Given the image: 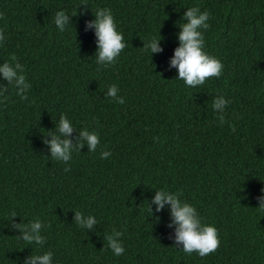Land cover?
<instances>
[{"label":"trees","instance_id":"obj_1","mask_svg":"<svg viewBox=\"0 0 264 264\" xmlns=\"http://www.w3.org/2000/svg\"><path fill=\"white\" fill-rule=\"evenodd\" d=\"M191 7L210 13L204 50L224 65L195 88L170 64ZM101 8L127 45L108 67L96 63L86 27ZM58 11L71 17L63 32ZM0 14V65L14 54L31 84L22 100L0 74V264L48 251L52 264H264V0H0ZM153 38L163 52L144 50ZM111 85L124 104L106 96ZM217 96L230 101L223 126ZM61 116L74 144L84 129L98 133L97 150L76 149L67 164L52 158L44 141ZM160 190L182 193L218 229L216 252L201 258L176 244L170 205L149 211ZM75 211L95 216L94 229L76 225ZM37 219L43 246L13 225ZM114 231L120 256L107 246Z\"/></svg>","mask_w":264,"mask_h":264},{"label":"clouds","instance_id":"obj_2","mask_svg":"<svg viewBox=\"0 0 264 264\" xmlns=\"http://www.w3.org/2000/svg\"><path fill=\"white\" fill-rule=\"evenodd\" d=\"M88 6L87 4H82ZM95 20L87 23V28H95V36L97 38L98 51L96 52V63L102 67L114 65L127 47L124 36L117 30L115 18L110 9L101 8L95 13ZM0 19L3 15L0 14ZM187 23H183L179 27L182 29L178 33L179 47L174 51V56L171 59V67L178 70V78L184 81L187 87L195 88L202 86L210 78H220L223 75L224 65L221 60L209 55L205 52V39L201 29L207 30L210 28L208 23L210 13L207 11L201 12L199 7L188 8L183 17ZM55 24L58 29L63 32L66 26L71 23L65 11H58L55 13ZM163 39V38H162ZM153 38L148 43L144 44L145 51H150L153 55L155 53L163 52L161 47V40ZM5 41L3 30H0V44ZM11 60L15 63H3L0 65V74L8 84L14 85L17 89V94L22 100H27L25 94L31 88V84L27 82L24 73V66L19 63L17 57L13 54ZM7 87H0V96H4L7 92ZM118 87L111 85L106 93L114 102L124 104L125 99L118 95ZM230 101L224 96H217L212 103V108L219 113L217 119L219 124L223 126L226 123L224 110ZM76 129L73 127L71 121L66 116H61L59 123L56 126L55 132H50L51 140H45L44 143L49 145L51 157L57 161H63L67 164L72 159L74 150L80 151L88 146L89 151L95 152L100 145V138L98 133L90 132L84 129L79 132V138L74 144L70 137ZM233 131L235 129L233 128ZM159 142V137L154 138ZM111 156V152L102 151L101 158L107 159ZM70 168H65V171H70ZM182 193L175 194L160 190L156 191L154 198L150 203L149 211L152 212V204L156 205V212H160L165 208V205H170L172 222L169 227L175 226V242L177 245H182V250L188 254L198 253L203 258L214 252L220 247V239L218 229L214 226L202 223V220L197 212V209L180 199ZM260 209L264 210V197H260ZM16 213H12V218L16 217ZM98 221L95 216H84L80 211H75V224L81 228L93 230ZM14 227L18 229L22 235L20 239L28 244H36L43 246L46 243V237L42 233L44 224L39 220H35L28 225L15 224ZM123 233L114 231L111 235L106 237L107 246L112 250L116 256L123 255L125 248L121 241ZM53 253L46 252L43 255H31L24 264H52Z\"/></svg>","mask_w":264,"mask_h":264}]
</instances>
